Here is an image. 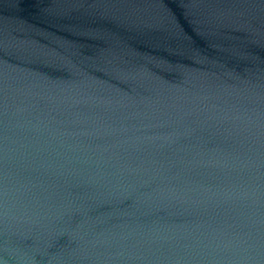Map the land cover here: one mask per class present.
<instances>
[{
    "label": "water",
    "instance_id": "95a60500",
    "mask_svg": "<svg viewBox=\"0 0 264 264\" xmlns=\"http://www.w3.org/2000/svg\"><path fill=\"white\" fill-rule=\"evenodd\" d=\"M0 264H264V0H0Z\"/></svg>",
    "mask_w": 264,
    "mask_h": 264
}]
</instances>
